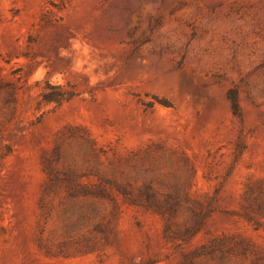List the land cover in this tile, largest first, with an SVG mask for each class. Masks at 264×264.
<instances>
[{
	"label": "rangeland",
	"instance_id": "obj_1",
	"mask_svg": "<svg viewBox=\"0 0 264 264\" xmlns=\"http://www.w3.org/2000/svg\"><path fill=\"white\" fill-rule=\"evenodd\" d=\"M0 264H264V0H0Z\"/></svg>",
	"mask_w": 264,
	"mask_h": 264
},
{
	"label": "trees",
	"instance_id": "obj_2",
	"mask_svg": "<svg viewBox=\"0 0 264 264\" xmlns=\"http://www.w3.org/2000/svg\"><path fill=\"white\" fill-rule=\"evenodd\" d=\"M51 87V86H49ZM55 90H57L55 93H49L47 95L48 102H56V103H62L65 100H70L73 97V94L67 90L63 86H54L52 87Z\"/></svg>",
	"mask_w": 264,
	"mask_h": 264
}]
</instances>
